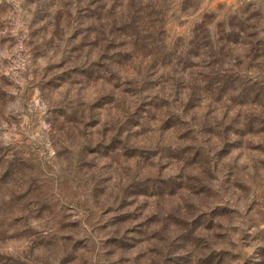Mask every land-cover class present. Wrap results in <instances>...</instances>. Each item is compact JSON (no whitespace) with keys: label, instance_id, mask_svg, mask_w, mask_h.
Instances as JSON below:
<instances>
[{"label":"rangeland","instance_id":"rangeland-1","mask_svg":"<svg viewBox=\"0 0 264 264\" xmlns=\"http://www.w3.org/2000/svg\"><path fill=\"white\" fill-rule=\"evenodd\" d=\"M0 264H264V0H0Z\"/></svg>","mask_w":264,"mask_h":264},{"label":"trees","instance_id":"trees-1","mask_svg":"<svg viewBox=\"0 0 264 264\" xmlns=\"http://www.w3.org/2000/svg\"><path fill=\"white\" fill-rule=\"evenodd\" d=\"M155 6V5H154ZM153 5L146 6L144 8H138L134 14L127 17V19H121L120 27L114 36H120V38H124L125 40L130 41L127 45L130 47V50L137 55H143L144 58H152V55L158 53V48L156 45L155 35L157 33L165 34L164 27H159L157 21L154 19L150 13L153 11ZM155 15V14H154ZM163 31V32H162ZM204 33V34H203ZM207 33V31H206ZM162 36V35H161ZM165 45V41L163 42ZM211 45L209 41V35L205 36V30L201 28H197L195 30V35L191 42L188 44L186 55L190 56L195 54L198 58L203 56L202 52L207 53L209 56V46ZM167 49V48H166ZM164 50V49H163ZM165 51V50H164ZM154 58V60H155ZM168 57L163 58L164 61L167 60ZM174 60L178 58H173ZM173 61H166L163 63V69L172 66ZM193 75L190 76L189 80H192ZM196 78V79H195ZM193 79L194 81H198L197 83H205L204 90L209 92L208 90L215 84V78L213 76L196 77ZM196 90L192 89L191 94H195Z\"/></svg>","mask_w":264,"mask_h":264}]
</instances>
